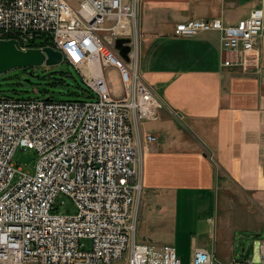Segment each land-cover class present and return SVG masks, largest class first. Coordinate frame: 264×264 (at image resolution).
<instances>
[{"label": "built area", "instance_id": "2783aa9c", "mask_svg": "<svg viewBox=\"0 0 264 264\" xmlns=\"http://www.w3.org/2000/svg\"><path fill=\"white\" fill-rule=\"evenodd\" d=\"M143 2L0 0V41L14 40L23 52H61L63 62L86 69L92 93L81 101L0 97V264H117L125 253V264H182L173 246L136 239L143 194L137 132L167 106L141 71ZM205 33L218 34L222 67L259 69L264 6L234 25L194 19L174 30L178 38ZM119 38L130 39L128 62L115 48ZM42 39L52 46L36 45ZM95 59L100 74L90 68ZM107 68L119 72L120 97ZM157 141L144 135L143 144ZM19 149L35 152L34 175L15 165ZM62 197L74 203L75 214L60 213ZM190 264L224 263L198 249ZM230 264H264V243L253 238L249 258Z\"/></svg>", "mask_w": 264, "mask_h": 264}, {"label": "crops", "instance_id": "0c3cea01", "mask_svg": "<svg viewBox=\"0 0 264 264\" xmlns=\"http://www.w3.org/2000/svg\"><path fill=\"white\" fill-rule=\"evenodd\" d=\"M263 6L264 0H144L140 9L150 63L141 71L167 106L141 128L158 141L143 148L138 230L143 243L173 246L183 264L198 249L230 264L251 250L253 238L264 243V33L260 67L245 71L221 66L218 34L178 38L174 30L194 19L234 25ZM219 198L234 229L223 223L214 241ZM237 229L251 240L237 241Z\"/></svg>", "mask_w": 264, "mask_h": 264}, {"label": "rangeland", "instance_id": "374dc122", "mask_svg": "<svg viewBox=\"0 0 264 264\" xmlns=\"http://www.w3.org/2000/svg\"><path fill=\"white\" fill-rule=\"evenodd\" d=\"M72 5L77 6L79 3V0H71ZM140 19V14H138V21ZM141 24V23H140ZM107 26H111L112 24H106ZM40 41H38L39 43ZM143 43H142V66L145 68H148L150 66L149 59H145V54L143 52ZM151 54H149L150 56ZM148 56V57H149ZM147 57V55H146ZM143 68V67H142ZM83 70H76L74 67L69 65L67 62H63L57 66L54 67H47V66H41L36 68H21V69H14L6 74H3L0 76V97H10V98H19V99H46L49 97H52L55 101H68V100H86L90 98H76L75 96L68 94V87H56L51 86L50 83L53 82V78H57L61 76V73H64L66 75V81L68 84L76 85V84H83L84 86H87L85 80H84V74ZM142 70V69H141ZM57 73V75H55ZM105 76L107 81L112 87L113 93L116 97H120L122 94V86L120 83V75L117 69L115 68H107L105 72ZM83 80V82H82ZM88 87V86H87ZM72 90V89H70ZM142 122L140 123L139 131L137 132L138 138L141 140V157L143 154V140L144 135L142 134L141 128H142ZM14 163L18 167H21L25 172H27L29 175L35 174V166L37 163V156L33 150L26 149L23 151L22 149H19L15 155H14ZM61 207H60V213L61 214H75L76 213V207L74 203L65 197H62L61 199ZM217 202V201H216ZM216 211V213H215ZM215 214V223L211 225L212 228V240L220 241V237L222 235V229L224 228L223 223L227 225H231V229H234V225L229 221L230 220H223L224 217H230L231 215V209H229L227 206H224L219 198L218 205L216 204V210L214 209ZM235 235L237 241L239 240V237L244 236V238L248 240H251L250 235L248 232H243V230H235ZM136 239L137 242L141 243L142 240H140L139 230L137 227L136 232ZM248 245H250V242H248ZM247 245V246H248ZM252 245V242H251ZM85 248H89L90 243L88 241L84 242ZM127 258V253L124 254L123 259L118 262L117 264H125ZM183 264V263H182ZM185 264V263H184Z\"/></svg>", "mask_w": 264, "mask_h": 264}, {"label": "water", "instance_id": "95a60500", "mask_svg": "<svg viewBox=\"0 0 264 264\" xmlns=\"http://www.w3.org/2000/svg\"><path fill=\"white\" fill-rule=\"evenodd\" d=\"M129 43L130 39L119 38L115 46L119 55L127 62L129 61L128 54L130 52V47L127 46ZM61 63H63V54L53 48L46 47L43 50L32 49L23 52L14 40L0 41V76L14 69L36 68L44 65L54 67ZM250 252L251 250L247 249L246 254L241 257L248 259Z\"/></svg>", "mask_w": 264, "mask_h": 264}, {"label": "trees", "instance_id": "16d2710c", "mask_svg": "<svg viewBox=\"0 0 264 264\" xmlns=\"http://www.w3.org/2000/svg\"><path fill=\"white\" fill-rule=\"evenodd\" d=\"M44 40V41H43ZM36 45H51V42L48 39H42L39 43H37ZM55 75H57V73H55ZM83 82V80H82ZM51 86H56V87H68L70 89H68V94L75 96L76 98H81V97H85V98H91L92 97V93L91 90L87 87L84 86L83 84H76V85H72V84H68L66 81V75L64 73H61L60 77L57 78H53V82L50 83ZM46 99H50L53 101L52 97L46 98ZM68 101H81V99L79 100H68Z\"/></svg>", "mask_w": 264, "mask_h": 264}, {"label": "bare ground", "instance_id": "6f19581e", "mask_svg": "<svg viewBox=\"0 0 264 264\" xmlns=\"http://www.w3.org/2000/svg\"><path fill=\"white\" fill-rule=\"evenodd\" d=\"M90 68L92 70H96L98 74H100V71H102L101 64L98 63L97 59L92 61V63L90 64ZM85 72H87V71H85ZM86 76L89 77L88 72L86 73Z\"/></svg>", "mask_w": 264, "mask_h": 264}]
</instances>
